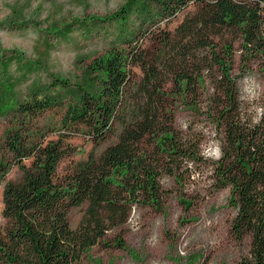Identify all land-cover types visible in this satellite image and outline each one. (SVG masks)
I'll return each instance as SVG.
<instances>
[{
	"label": "trees",
	"instance_id": "1",
	"mask_svg": "<svg viewBox=\"0 0 264 264\" xmlns=\"http://www.w3.org/2000/svg\"><path fill=\"white\" fill-rule=\"evenodd\" d=\"M190 3L172 31L169 23ZM88 20L116 24L103 50L74 79H32L28 95L3 109L12 125L0 181L14 164L20 175L3 187L0 264H79L107 230L127 221L133 202L164 207L165 176L182 188L201 168L213 190L229 187L236 241L249 236L240 264H264V0H123ZM245 78L262 91L245 94ZM198 92L202 105L189 97ZM179 104L201 113L209 128L178 127ZM48 112L57 119L42 121ZM74 134L87 135L93 148L60 173ZM110 135L115 141L98 151ZM210 136L215 159L202 149ZM84 203L72 227L68 212ZM114 243L125 246L120 235Z\"/></svg>",
	"mask_w": 264,
	"mask_h": 264
},
{
	"label": "rangeland",
	"instance_id": "2",
	"mask_svg": "<svg viewBox=\"0 0 264 264\" xmlns=\"http://www.w3.org/2000/svg\"><path fill=\"white\" fill-rule=\"evenodd\" d=\"M122 2L0 0V157L7 155L2 144L7 129L12 125V115L10 111L6 113L8 109L5 107L12 104L15 97L23 99L28 95L32 79L44 81L51 73L74 79L92 55L101 52L115 35L114 22L94 20L90 23L93 20H88L85 23V19L90 15H107ZM192 9L194 5L190 3L178 13L169 23L172 31ZM65 28H68L67 34L57 31ZM146 44L150 46L151 41L147 39ZM238 55L236 52L235 65ZM141 75V69L134 67V78L138 80ZM205 83L209 87L208 79ZM242 86L243 92L249 95L263 89L262 84L251 78H245ZM189 97L203 104V93ZM45 115L44 122L57 119L52 112ZM175 121L182 130L187 129L188 123L196 130L210 126L201 113L194 114L183 104L176 107ZM115 139V135H110L97 150ZM68 141L73 151L59 162L60 173L65 172L75 160L85 157L94 145L83 134H74ZM202 149L211 159L220 153L213 136L207 139ZM200 170L203 174H195L190 180L186 178L182 188L165 176L163 183L170 192L164 207L157 210L147 204L133 202L127 221L107 230L99 238V243L83 255L79 264H240L249 248V236L239 244L231 233L230 223L235 209L229 202V187L213 190L206 177L210 171ZM19 175L20 169L14 164L5 179L0 181V227L7 221L3 214L5 181ZM84 209L85 203L70 208L68 218L72 227L78 225ZM118 235L123 238L124 247L115 245L114 238Z\"/></svg>",
	"mask_w": 264,
	"mask_h": 264
}]
</instances>
